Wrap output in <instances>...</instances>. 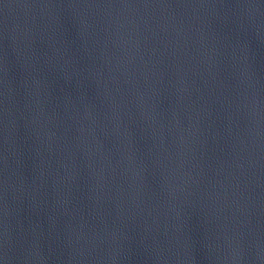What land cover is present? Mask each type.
<instances>
[{
	"label": "water",
	"instance_id": "95a60500",
	"mask_svg": "<svg viewBox=\"0 0 264 264\" xmlns=\"http://www.w3.org/2000/svg\"><path fill=\"white\" fill-rule=\"evenodd\" d=\"M0 264H264V0H0Z\"/></svg>",
	"mask_w": 264,
	"mask_h": 264
}]
</instances>
